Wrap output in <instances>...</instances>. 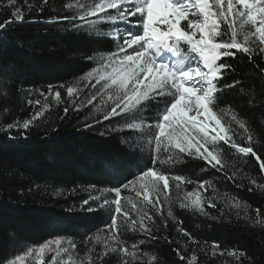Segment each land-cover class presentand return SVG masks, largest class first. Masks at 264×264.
Wrapping results in <instances>:
<instances>
[{
    "label": "trees",
    "instance_id": "obj_1",
    "mask_svg": "<svg viewBox=\"0 0 264 264\" xmlns=\"http://www.w3.org/2000/svg\"><path fill=\"white\" fill-rule=\"evenodd\" d=\"M81 2L90 10L98 0H0V23L14 20L17 8L25 17L0 30V264L52 239L74 245L72 264H187L193 257V264H264V53L255 26L241 27L236 18L237 42L252 52L233 49L234 56L218 62L229 67L218 74L211 107L227 135L238 146H251L260 160L217 140L206 145L221 161L212 167L176 149L157 153L154 142L142 146L145 130L158 119L159 102H143L142 115L121 112L104 119L115 104L108 100L111 90L83 77L116 50L119 25L80 20L75 11ZM63 17H76L80 26ZM180 50L187 52V45ZM93 94L100 111L90 116L76 102ZM25 121H31L27 129ZM129 123L143 127L129 129ZM148 168L173 177L159 211L143 193L122 188ZM177 175L183 180L175 181ZM116 187L136 231L121 223L114 204L104 205L116 198ZM189 193L201 198L203 211ZM142 213L151 236L140 230ZM113 217L119 230L108 227Z\"/></svg>",
    "mask_w": 264,
    "mask_h": 264
},
{
    "label": "snow or ice",
    "instance_id": "obj_2",
    "mask_svg": "<svg viewBox=\"0 0 264 264\" xmlns=\"http://www.w3.org/2000/svg\"><path fill=\"white\" fill-rule=\"evenodd\" d=\"M10 3L14 5L15 0H10ZM108 10H114V13ZM12 15L15 19L9 18L6 22L0 23V30H5L14 22H25L20 9L17 8ZM86 17L110 21L121 28L119 32L121 42L116 44V50L107 57L106 62H101L99 68H92L83 77L84 80L95 78L96 84L103 81L101 91L111 90L112 94L108 95V100H114L115 104L104 115L105 120L118 116L121 112L142 115L140 106L143 102L149 100L159 102L162 106L157 114L158 119L145 130L142 146L154 142L157 153L162 148L169 152L176 149L189 157L198 156L215 167L221 161L206 145L215 144L217 140H227L231 147L238 148L240 153L251 154L260 160L251 146H238L227 135L211 105L215 99L218 74L229 67L226 63L218 62L223 57L234 56L233 49L245 54L252 52L251 47L237 42L236 18H240L241 27L245 24L255 26L253 35H258L259 48L261 53H264V0H98L92 4L90 10L85 9L79 19L84 20ZM63 19L68 20L74 27L80 26L75 23L76 17ZM223 24H227V31L222 29ZM89 27L92 28L94 25L90 24ZM223 36L228 38L220 39ZM245 40L247 41V37ZM181 43L187 45V52L180 50ZM129 49L132 51L129 52ZM167 53L176 57L174 62L170 63L166 59ZM73 93L74 88L69 87L68 96H72ZM55 95L59 97L60 92H56ZM95 99L96 94H93L89 103ZM192 112L195 114L190 115ZM132 118L137 119L135 115ZM30 122L25 121L22 127L27 129ZM88 126L90 125H86ZM127 126L129 129H139L143 124L129 123ZM149 135L154 136V141L147 139ZM259 167L264 170V161L260 162ZM172 179L173 177L155 168H148L134 179L123 183L122 188H131L136 191L137 196L143 193L144 200L159 211V197L162 192L169 189ZM174 179L180 182L183 177L177 175ZM200 187H203V184ZM112 191L116 198L111 202L105 199L104 205L114 204L115 214L124 218L121 223L129 225L132 231H136L137 221L131 219L129 212L123 209L121 187H116ZM149 194H154L155 198H150ZM188 195L193 196L192 193ZM88 203V199L83 200V204ZM192 204L203 211L199 196L192 199ZM131 207L140 212L135 203H131ZM88 210L91 211V208ZM145 215L146 213L140 215V230L151 236V228L142 223ZM168 215L171 216L172 212L169 211ZM147 219L151 221L152 217L148 216ZM108 227L119 230L120 224L113 217ZM184 234L188 235L186 232ZM112 238L120 243L116 232H113ZM99 239L97 237V240ZM52 243L49 241L40 247V254L48 250ZM60 243L59 240L55 241L57 254ZM136 247V244L132 245L133 249ZM122 251L127 254L129 250L124 247ZM31 252L32 249H29L28 254ZM180 258L184 259L183 256ZM23 259V256L18 255L15 260H9L8 264H18ZM194 260L195 257L187 264H193ZM40 264H43V260ZM53 264H56L55 257Z\"/></svg>",
    "mask_w": 264,
    "mask_h": 264
},
{
    "label": "rangeland",
    "instance_id": "obj_3",
    "mask_svg": "<svg viewBox=\"0 0 264 264\" xmlns=\"http://www.w3.org/2000/svg\"><path fill=\"white\" fill-rule=\"evenodd\" d=\"M76 14H80L83 15L85 9H88V5L86 2H81L79 4L76 5ZM196 11V10H193ZM194 18V17H193ZM121 31V28L118 26V33ZM118 43H120V38L117 41ZM129 52H131L132 50L129 49ZM169 55V56H168ZM172 54L171 53H167L166 54V59H168V61L174 62V59L171 57ZM172 58V59H171ZM176 59V58H175ZM200 67L202 68V64L200 65ZM72 99L75 98L74 94L72 95ZM92 96H85L82 97L81 99H79V101L76 102V106L77 109L80 111H84L86 113V115H97L100 111L97 101L96 100H92L91 103H89V100L91 99ZM190 115H194L195 112L189 113ZM213 126H215L213 124ZM167 190H165V192H162L161 196L159 197V199H166L167 198ZM150 198L154 197V194H149ZM196 196H192L189 197V199L192 201L193 198H195ZM155 198V197H154ZM59 240L61 241L60 245H59V254H57V245L55 244V241ZM53 243L49 245V249L46 250L42 255L39 252V248L42 247L44 244L48 243V242H44L42 244H40L39 246L32 248V252L29 255L28 252L20 255L23 256L24 259L23 261L18 262V264H40V261L43 260V263H49V264H53V258L55 257L56 260V264H72L73 263V247L72 245L64 240H60V239H52L50 240ZM65 249L67 251H65ZM12 260H15L12 259ZM8 264V262L6 263Z\"/></svg>",
    "mask_w": 264,
    "mask_h": 264
},
{
    "label": "bare ground",
    "instance_id": "obj_4",
    "mask_svg": "<svg viewBox=\"0 0 264 264\" xmlns=\"http://www.w3.org/2000/svg\"><path fill=\"white\" fill-rule=\"evenodd\" d=\"M169 56V55H168ZM173 59H175L176 57L172 54V56H171Z\"/></svg>",
    "mask_w": 264,
    "mask_h": 264
}]
</instances>
